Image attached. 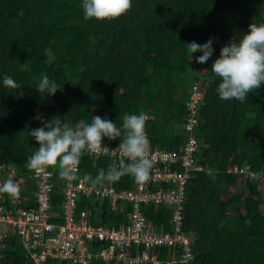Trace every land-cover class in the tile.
<instances>
[{"label": "trees", "instance_id": "trees-1", "mask_svg": "<svg viewBox=\"0 0 264 264\" xmlns=\"http://www.w3.org/2000/svg\"><path fill=\"white\" fill-rule=\"evenodd\" d=\"M82 4L0 0V165L24 176L33 172L26 164L38 149L30 135L43 126L37 116H59L73 125L100 116L122 127L125 114L144 112L152 147L181 154L190 135L188 103L197 88L196 163L210 172L194 173L187 188L183 231L192 237V264H264V83L244 102L222 100V80L212 72L223 46L247 34L251 23H264V0H132L125 15L104 21L86 20ZM208 39L214 48L209 60L196 63L197 52L190 62L186 45ZM41 74L60 85L54 96L38 91ZM5 75L19 89L6 88ZM119 162L82 156L83 176L95 177ZM234 167H249L255 177L229 174ZM55 174L57 206L63 179L59 170ZM134 181L126 175L102 185L124 190L134 188ZM92 204L99 207L81 200L79 209ZM32 205L26 201L23 208ZM142 210L153 230L171 229L172 208L148 204ZM101 211L96 224L127 222L106 204ZM1 264H30L14 234L5 239Z\"/></svg>", "mask_w": 264, "mask_h": 264}, {"label": "built area", "instance_id": "built-area-1", "mask_svg": "<svg viewBox=\"0 0 264 264\" xmlns=\"http://www.w3.org/2000/svg\"><path fill=\"white\" fill-rule=\"evenodd\" d=\"M201 99L202 94L195 88L188 103L191 117L186 129L190 135L183 152L176 154L150 144L153 161L150 179L145 183L135 180L132 189L82 182L80 162V179L72 182L63 179L62 199L54 206V183L60 178L53 168L48 169L51 173L48 176H37L34 172L24 176L14 166L0 165V185L12 178L20 188L18 199L0 193V264L5 239L11 234L20 238L30 264H192L196 259L192 237L183 231L187 188L194 173L210 172L196 163L199 144L193 129L198 123L197 105ZM103 143L110 151L119 146L107 137ZM82 156L128 161L119 152L116 155L85 152ZM228 173L255 177L249 167L230 168ZM28 191L32 195L27 196ZM30 200L34 205L23 208ZM81 200L97 201L99 207L92 204L79 209ZM105 204L108 211L125 214L127 222L120 226L96 224ZM148 204L172 208L169 231L151 228L142 210ZM53 209L58 210L53 213Z\"/></svg>", "mask_w": 264, "mask_h": 264}, {"label": "clouds", "instance_id": "clouds-1", "mask_svg": "<svg viewBox=\"0 0 264 264\" xmlns=\"http://www.w3.org/2000/svg\"><path fill=\"white\" fill-rule=\"evenodd\" d=\"M132 0H83V12L86 20H114L125 15L132 8ZM188 59L192 62V54L199 52L196 63H206L214 52L212 39L203 44L191 42L186 45ZM212 72L221 78L217 92L220 99H236L244 102L248 94L259 89L264 83V23L249 25L247 34L232 39L222 47L220 56L212 64ZM3 85L9 89H19L20 85L8 75L3 77ZM40 93L54 96L60 85L50 80L47 74H41L37 85ZM19 95H23L20 92ZM93 111L95 109L93 108ZM42 127L30 130V135L39 144V148L29 157L26 167L37 176H48V169H58L59 176L68 181L80 179L78 167L81 156L85 152L93 154L117 152L126 157L119 162L118 168H110L107 172L101 169L92 177L85 174L82 182H90L93 186L105 182L115 183L124 176H132L138 183L150 179L153 161L150 158V141L145 131L149 116L140 112L125 114L122 117V127L100 116H92L90 123L81 119L74 125L55 116L51 121H44L40 116ZM119 139L117 149L109 150L103 143V138ZM230 174V173H229ZM0 193H7L11 198L18 199L20 188L12 178L0 185Z\"/></svg>", "mask_w": 264, "mask_h": 264}, {"label": "rangeland", "instance_id": "rangeland-1", "mask_svg": "<svg viewBox=\"0 0 264 264\" xmlns=\"http://www.w3.org/2000/svg\"><path fill=\"white\" fill-rule=\"evenodd\" d=\"M58 169H53V171L56 173V171H57ZM58 209H56V210H52V212L54 213L55 211H57ZM99 216H100V219H101V215L99 214ZM2 229H4L5 227H1ZM17 238L19 239V241H20V238L17 236Z\"/></svg>", "mask_w": 264, "mask_h": 264}, {"label": "bare ground", "instance_id": "bare-ground-1", "mask_svg": "<svg viewBox=\"0 0 264 264\" xmlns=\"http://www.w3.org/2000/svg\"><path fill=\"white\" fill-rule=\"evenodd\" d=\"M240 169H242V168H240Z\"/></svg>", "mask_w": 264, "mask_h": 264}]
</instances>
